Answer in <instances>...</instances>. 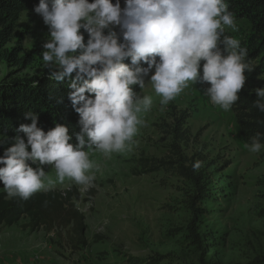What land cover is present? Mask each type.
<instances>
[{"label": "rangeland", "instance_id": "1", "mask_svg": "<svg viewBox=\"0 0 264 264\" xmlns=\"http://www.w3.org/2000/svg\"><path fill=\"white\" fill-rule=\"evenodd\" d=\"M236 23L238 31L226 29L225 34L242 41L249 25ZM49 39V26L39 14L22 13L8 47L31 55L32 64L21 70L0 62V79L9 73L16 77L43 73V45ZM208 86L191 85L163 110L160 98L146 89L154 103L143 116L146 126L132 150L111 159L95 153L91 158L101 170L86 191L70 181L49 190L64 195L77 191L79 198L74 196L70 204L83 215L82 223L64 227L49 223L32 230L30 219L23 217L13 226H0V252L5 248L8 254L19 253L29 247L26 253L32 259L47 257L48 264H135L167 254L175 255V264H200V252L187 236L191 220L187 201L193 187L172 168H158L159 161L176 162L180 151L187 165L203 162L199 171L212 196L202 204L207 213L199 224V232L211 239L207 262L248 264L256 259L264 252V150L248 151L234 111L214 106L204 94ZM256 88H264V75ZM183 112L188 113L185 138L174 142L173 131ZM12 145L0 138V155ZM48 173L55 179L51 166Z\"/></svg>", "mask_w": 264, "mask_h": 264}, {"label": "clouds", "instance_id": "2", "mask_svg": "<svg viewBox=\"0 0 264 264\" xmlns=\"http://www.w3.org/2000/svg\"><path fill=\"white\" fill-rule=\"evenodd\" d=\"M34 11L50 30L42 67L51 69V80H71L68 99L81 131L73 145L66 126L57 123L45 133L38 116L27 113L31 124L17 130L23 137H13L0 156V182L9 199L27 201L65 181L81 191L93 187L101 165L91 157L100 153L111 159L137 143L146 126L143 116L154 103L146 89L160 98L163 110L191 85H210L204 94L227 112L240 99L245 73L253 71L245 62L247 47L225 34L226 29L238 31L228 0H125L123 8L120 0H52L51 7L49 0H40ZM81 30L88 34L86 44ZM128 59L130 64L124 62ZM254 92V107L264 112V88ZM245 147L259 153L264 143L257 134ZM29 161L41 167L34 169ZM202 164L194 162L193 170ZM44 165L51 166L55 179Z\"/></svg>", "mask_w": 264, "mask_h": 264}, {"label": "trees", "instance_id": "3", "mask_svg": "<svg viewBox=\"0 0 264 264\" xmlns=\"http://www.w3.org/2000/svg\"><path fill=\"white\" fill-rule=\"evenodd\" d=\"M52 0H49L51 7ZM93 2V0H89ZM125 0H120L124 3ZM40 0H0V62L17 69H27L33 61L31 55H23L21 48L8 47L14 40L15 28L20 15L24 12H35L34 9ZM115 4L116 0H112ZM230 11L236 15V21H243L249 25V32L241 41L242 47H247L248 55L245 62H251L252 72H246L247 80L245 88L239 93L240 99L232 106L240 127L242 140L250 144L253 137H257L264 143V112L254 107L258 99L254 89L256 82L264 75V0H228ZM120 33L119 27L114 28ZM85 36V44L88 34L81 30ZM107 34V30H105ZM130 64V59L124 61ZM147 67L146 64L141 65ZM51 69L46 68L43 73L33 77H16L14 73L0 79V138L13 141L21 124H31L30 119H25L29 112L36 114L39 118L38 127L45 133L53 129L57 123L69 129L73 145L77 144L76 134L81 131L79 115L74 111L68 93L71 91L69 84L71 80L65 78L63 81L49 79ZM75 74H73L74 77ZM134 91L141 93L139 86H133ZM94 98V94H90ZM62 101V102H61ZM264 102V101H262ZM188 113L183 112L174 129V142L183 141L185 132L183 126ZM26 139V137H25ZM173 146H178L173 143ZM179 148V147H178ZM30 151V148H29ZM3 156V155H0ZM34 169L41 167L39 163L28 162ZM172 164V165H171ZM172 168L176 174L185 179L193 187L189 194L187 209L191 213V220L187 227V233L191 243L200 252V264H210L205 259L209 240L199 232V224L203 214L207 210L202 204L212 196L204 183L205 176L201 171L193 170V163L187 165V160L179 151L176 162L159 161V166ZM171 166V167H170ZM2 167V165H0ZM44 170H50L49 165H44ZM4 185L0 182V191ZM79 198L77 191H69L64 195L60 191H49L47 193H36L29 200L23 201L19 198H6L0 194V226H13L23 217L30 219V228L36 230L46 224L69 226L72 223L83 221V215L70 204L73 197ZM175 255H156L148 261H136L135 264H175ZM248 264H264V252Z\"/></svg>", "mask_w": 264, "mask_h": 264}, {"label": "crops", "instance_id": "4", "mask_svg": "<svg viewBox=\"0 0 264 264\" xmlns=\"http://www.w3.org/2000/svg\"><path fill=\"white\" fill-rule=\"evenodd\" d=\"M22 249L23 251L19 253L8 254L4 252V248V251L0 252V264H48L49 259H47V257L42 258L41 261L37 263L26 253L29 247H23Z\"/></svg>", "mask_w": 264, "mask_h": 264}, {"label": "built area", "instance_id": "5", "mask_svg": "<svg viewBox=\"0 0 264 264\" xmlns=\"http://www.w3.org/2000/svg\"><path fill=\"white\" fill-rule=\"evenodd\" d=\"M34 261L38 263L40 261V256L36 255L35 258H34Z\"/></svg>", "mask_w": 264, "mask_h": 264}]
</instances>
